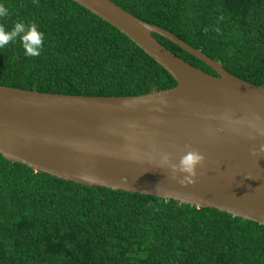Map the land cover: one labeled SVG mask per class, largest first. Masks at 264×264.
<instances>
[{
    "label": "trees",
    "instance_id": "obj_1",
    "mask_svg": "<svg viewBox=\"0 0 264 264\" xmlns=\"http://www.w3.org/2000/svg\"><path fill=\"white\" fill-rule=\"evenodd\" d=\"M112 1L264 86V0ZM0 3L9 9L0 18L6 30L23 20L43 33L38 56H26L19 37L0 47L2 85L110 96L177 84L127 35L73 0ZM0 264H264V224L156 195L86 186L0 153Z\"/></svg>",
    "mask_w": 264,
    "mask_h": 264
},
{
    "label": "water",
    "instance_id": "obj_2",
    "mask_svg": "<svg viewBox=\"0 0 264 264\" xmlns=\"http://www.w3.org/2000/svg\"><path fill=\"white\" fill-rule=\"evenodd\" d=\"M73 1L127 35L177 84L110 96L0 84V153L86 186L156 195L264 224V153L251 154L264 144L257 131L264 130V86L232 74L201 49L112 0ZM154 33L216 74L178 56ZM189 149L199 151L204 164L195 185L181 187L170 179V165ZM161 153H169L168 164Z\"/></svg>",
    "mask_w": 264,
    "mask_h": 264
},
{
    "label": "clouds",
    "instance_id": "obj_3",
    "mask_svg": "<svg viewBox=\"0 0 264 264\" xmlns=\"http://www.w3.org/2000/svg\"><path fill=\"white\" fill-rule=\"evenodd\" d=\"M9 15V9L0 3V18H5ZM145 30H150L148 25H143ZM219 31V29H217ZM19 37L24 53L26 56H38L42 50L43 33L38 30L35 23H25L23 20L14 22L11 29L6 30L3 25H0V47L7 45L10 41H15ZM250 126L256 127L255 124ZM261 134L264 130L257 129ZM264 153V144L259 146V149H253L252 155L259 156ZM169 153H161L160 159L164 164L169 163ZM204 156L197 150L189 149L179 157L178 162L171 164L170 179L176 181L181 187L195 185L197 177V169L204 164ZM126 181V177H122Z\"/></svg>",
    "mask_w": 264,
    "mask_h": 264
}]
</instances>
